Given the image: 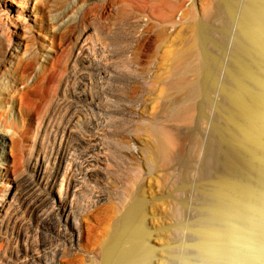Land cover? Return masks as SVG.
<instances>
[{"label": "rangeland", "instance_id": "1", "mask_svg": "<svg viewBox=\"0 0 264 264\" xmlns=\"http://www.w3.org/2000/svg\"><path fill=\"white\" fill-rule=\"evenodd\" d=\"M215 2L217 0L213 3L212 0H0V149L3 147L4 157L0 161V194L16 175L25 170L27 158L38 147L51 157L45 172L47 177L58 168L56 156L64 153L66 161L52 192L56 198L61 196L72 202V214L79 221L81 232L79 239L71 245L60 232L64 227L70 230L71 221L65 222L55 212L44 216H48L45 224L40 221L41 216H33L25 222L13 219V215L10 219L6 217L4 225L0 226V257L3 263L97 264L99 248L107 230L135 197L144 200V225L146 223L145 227L149 228V236L152 237H148L147 241L155 247L159 246L158 249L163 246L154 242L153 236L159 227L168 223L182 226L187 219L190 218L186 223L189 224L199 217L198 204L202 200L199 185L209 181L208 178L211 180L230 173L225 169L224 158L211 135L212 122L218 118L217 103L222 98L219 89L213 85L209 90V102L203 107L204 115L198 116L196 112L201 107L202 97L189 93L183 96L167 88V85L174 77L170 69L171 53L186 42L189 36L187 25L193 16L198 21L207 20L213 25L214 37H221L219 25L223 14L214 5ZM179 3L183 4L182 11L172 20L170 12ZM209 7L213 13L207 16L204 9ZM64 10L68 17L72 16H62L60 13L64 14ZM236 11L234 22L238 8ZM59 15L63 18L58 25L59 22L54 20ZM142 22L147 23L143 31ZM234 22L229 24L228 32L231 34L227 32L228 35L223 36L222 52L211 47L212 54L219 55V61L223 63L222 69L218 68L220 72H216L218 81L221 75L223 79L222 70L228 64L231 43L227 41L231 42L234 38ZM89 25L94 29L87 31L83 48L75 49V35ZM134 36H139V73L129 68L128 48L111 41L112 37L113 40H129ZM224 46L230 48L226 50ZM45 52L47 55H43ZM110 52L114 56L110 57ZM87 60L105 64L110 70L113 68L110 76L101 80V83H108L109 89L99 93L95 101L97 106L90 100L83 101L81 97L83 88L79 82L86 75H92L93 66L88 65ZM194 61L195 58L190 57L188 64L192 65ZM177 72L180 74L183 69L179 68ZM185 76L187 81L194 80L191 72L185 73ZM97 88V84L92 85V90L98 93ZM52 98L55 104L48 108ZM185 109L195 111L191 122L176 116ZM43 115H46L49 125L37 135ZM158 127L169 131L174 143L171 163L164 168L157 166L150 155L153 146L149 130ZM65 129H69V133ZM129 140L137 146L133 153L126 151L131 144ZM90 153L99 159L91 167L94 174L88 177L85 187L71 195L66 189L68 180L80 167H85L91 158ZM27 174L34 179L31 171ZM182 174L188 181L191 176H196L195 190L192 189L195 192L190 194L188 188L186 191L176 188ZM232 174L241 179L237 172ZM170 190L175 194L172 195ZM161 193L170 196L172 209L177 207L174 213L167 210L165 203H160L162 208L159 206L160 201L156 197H163ZM55 207L60 208V205ZM48 208L46 211L49 212ZM186 224L182 231L179 227L173 233L169 227L171 231L167 233L171 234L167 236L169 240L172 237L175 256H186L182 263L178 258L174 263L201 264L202 260L200 262L192 246L195 236L187 228L190 224ZM245 247H239L241 252ZM247 250L249 248L244 254L249 255Z\"/></svg>", "mask_w": 264, "mask_h": 264}, {"label": "bare ground", "instance_id": "2", "mask_svg": "<svg viewBox=\"0 0 264 264\" xmlns=\"http://www.w3.org/2000/svg\"><path fill=\"white\" fill-rule=\"evenodd\" d=\"M215 3L214 5H217L219 11L223 14V17L221 16L223 20H220L221 25H219L222 38L218 37L217 39V36L214 37L216 33L212 31L213 25L207 20L206 22L198 21V19H194L195 16H193V19H191V22L187 25L189 28V36L185 39L186 42L182 47H179L171 53L172 64L170 69H172L174 77L167 85V88L174 89L178 93L183 94V96L186 94L188 95V93L200 95L203 101L201 107L196 112L198 116L204 115L203 107L209 102V90L211 87L214 85V88L219 89L222 100L217 103L218 118L212 122L211 135H213L214 138H211L214 139L213 141H215L218 150L224 158L223 163L225 169L227 168L230 173L219 175L215 178L213 177L211 180L208 178L209 181H206V183L202 182L203 184L199 185V193L202 196V198L199 197L202 199L201 203L198 204L199 217L195 215L197 218L193 221L195 223L192 222L193 225L190 223L191 221L189 222L190 228L187 227L189 224H186L188 223L187 220L189 221L190 218H186L185 224L187 225L186 227L190 229L191 233H193L192 235L195 236L192 246L199 255L200 262L202 260L201 264H264V0H241V2L240 0H217ZM182 7L183 4L181 3L174 7L175 9L170 12L171 19L173 18L175 20V17L181 13ZM237 8L239 11L237 13L236 22H234L233 18L236 16ZM65 11L66 10H64V14H62L63 12L60 14L62 16H67ZM204 11L207 16L213 13L210 7L208 9L205 8ZM61 15H59L60 17L56 16L54 20L55 22H59L58 25L62 23V21L60 22V19L63 18ZM69 17L67 16V18ZM171 21L169 20V22ZM232 22L235 23L234 29H236V32L231 42H229V40L227 41L231 43V48L229 47L230 51H228L229 57L227 56L228 64H226V67L222 70L224 71L223 79H221L222 75L220 76L219 74V81L221 80L219 83L216 72H218V68H220V70L222 69L223 63L221 64L222 61H219V55L216 56L212 54L211 47H216L219 51L223 50V36L225 34L227 36L230 33L228 32V28L229 24ZM146 24V22H142V31L147 27ZM90 29L94 28L90 25L86 26L75 35V49L83 48L82 43L87 31ZM230 31H232V29ZM226 36H224V38ZM138 37L139 36H134L129 40L123 38L113 40V37L111 38L113 43L116 42L119 46L124 44L125 48H128V55L130 58L129 68L134 72H138L137 70L140 67L138 62V56L140 55V50H138L137 47ZM43 55H47L46 52ZM109 55L110 57L114 56L113 52H110ZM190 57L196 60L192 65L188 64V59ZM76 58L75 56V60ZM87 64L93 66L92 75H86L79 82L80 87L83 88L81 97L84 99L83 101L90 100L95 106V101L99 98V93L109 89L108 83H101V80L108 78L113 68L110 70L105 64H100V62H95L93 60H87ZM179 68L183 69V72H180V74L177 72ZM184 70L188 71L185 73L191 72V74L194 75L193 81H187ZM94 84L98 86V93L92 90V85ZM53 104H55V100L52 98L48 108L52 107ZM176 116L182 121L191 122L195 116V111L194 109H185L177 113ZM48 125L49 121L46 115H43L37 128V135L43 130L45 131ZM66 131L69 133V129H65V132ZM149 131L151 145L153 146V153L150 152V155L152 154V160H154L157 166L164 168L169 165L172 159H170V154L172 144L174 143H172L170 132L161 127L153 128ZM130 143L126 151L133 153L137 150V146L134 141ZM38 144L41 145L40 143ZM38 148L27 158L25 170L23 171L22 169L21 171L23 172L16 175L11 180V184L0 194V226H2L6 217L10 219L12 215L13 219L24 222L27 219H31L33 216H41L40 221L42 224H45V218L48 216L45 218L44 216L48 215L50 212H55L65 222L68 223L71 221L70 230L64 227L63 230L60 231L59 229V231L63 232L66 240L73 245V242L77 241L81 236V232L80 223L74 214H72V202L61 198V196L56 198L52 192L62 172L64 162L66 161V155L61 153L56 156L59 161L58 168L50 177H47L45 176V172L47 170L48 160L51 159V157L46 156V154ZM206 150H208V147ZM91 153L89 155L91 158L85 167H80L75 172L74 176L68 180L66 189L72 193L71 195H74L79 188L85 187V185L88 184V177L94 174L92 172L93 168L91 167L94 165L93 162L99 159L95 154ZM3 158L2 147L0 149V161L3 160ZM28 171L33 173L34 179L28 177ZM232 172H237L241 176V179L236 178L237 176L234 173L236 177L233 176ZM191 177L192 178L188 181L187 177L183 175L182 179L179 181L180 184H178L176 188L185 191L188 188L191 194V192L195 190L193 185H196L194 183L197 181L195 180L196 176L193 175ZM19 186H22L21 191H18ZM39 187L42 189L40 190ZM161 194L163 196V193ZM173 194H175V192ZM157 197L156 199L160 201L158 204L161 208L162 205L160 203H165L167 210L170 212L172 211L171 213L175 212H173V210H177L175 206V209H172L173 205L171 206V199L168 194L163 197H161V195ZM174 199L172 201H174ZM143 201L136 197L132 198L113 222L111 228L107 230L106 236L99 248V260L97 264H176L177 262L175 259L178 258L180 263H182L183 259H186L184 255V258L182 255L179 256L180 254L175 256L176 252H174L173 241L171 242L172 237L171 240L168 238L171 234H167L168 231L170 233L172 229L174 233V229L176 231L179 227H181V231L182 229L184 230L185 228L183 227H185V224L183 222L185 220L183 219L182 226L179 224L171 226L168 225L169 223L167 226L165 225L166 223L164 224L165 226L159 225L162 227H159V229L157 228L159 231H154L155 235L153 236L154 242L161 243L160 246H163L158 249L157 247L159 246L155 247L156 245L149 244L147 241L148 237L149 239L152 237L149 236L151 234L148 231L149 228L147 226V228L145 227L146 223L144 225L145 220L143 219V213L146 211L143 212ZM55 205H60V208L55 207ZM178 205L180 204L178 203ZM48 207H50V209ZM46 208L49 209V212L46 211ZM186 210L188 209L186 208ZM187 212H185V214ZM70 213L72 216H70ZM167 214L169 215V213ZM154 216L155 215H153V217ZM160 216L162 218V215ZM186 216L188 217V214ZM169 227L171 230H169ZM186 231L188 233V230ZM151 232H153V230ZM180 245L178 246L181 247ZM243 245L249 248V250H247L249 251V255L244 254L245 249H247L246 247L244 251L241 252ZM2 260L3 259L0 257V264H10L8 262L3 263ZM174 261L176 263H174Z\"/></svg>", "mask_w": 264, "mask_h": 264}]
</instances>
